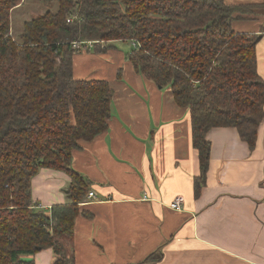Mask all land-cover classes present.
Instances as JSON below:
<instances>
[{
    "label": "trees",
    "instance_id": "trees-1",
    "mask_svg": "<svg viewBox=\"0 0 264 264\" xmlns=\"http://www.w3.org/2000/svg\"><path fill=\"white\" fill-rule=\"evenodd\" d=\"M37 1L48 8L26 19L14 36L12 11L21 0H0V264H35L33 256L45 248L56 254L55 264H75L74 223L81 212L88 214L81 203L91 199L94 182L72 166L73 151L108 129L114 88L107 79L75 78L74 54L89 40L100 51L118 40L137 42L128 53L136 70L168 87L189 111L201 164L194 180L198 196L207 180L212 127L236 126L256 147L264 120L259 35L232 25L255 5ZM42 167L70 175L64 190L69 202L49 209L34 203L32 178Z\"/></svg>",
    "mask_w": 264,
    "mask_h": 264
},
{
    "label": "crops",
    "instance_id": "crops-1",
    "mask_svg": "<svg viewBox=\"0 0 264 264\" xmlns=\"http://www.w3.org/2000/svg\"><path fill=\"white\" fill-rule=\"evenodd\" d=\"M225 2L255 5L232 25L259 35L264 78V0ZM108 48L93 43L72 60L75 78L107 79L114 88L108 129L73 151L72 166L94 182L95 194L74 223L75 264H264V120L254 149L236 126L207 132L210 165L196 196L201 164L188 109L122 49ZM70 180L66 171L42 167L32 178L34 203L49 209L69 202ZM180 195L183 208L169 206ZM33 258L55 264L56 254L45 248Z\"/></svg>",
    "mask_w": 264,
    "mask_h": 264
},
{
    "label": "rangeland",
    "instance_id": "rangeland-1",
    "mask_svg": "<svg viewBox=\"0 0 264 264\" xmlns=\"http://www.w3.org/2000/svg\"><path fill=\"white\" fill-rule=\"evenodd\" d=\"M47 8V6H44L37 0H21V3L18 4L17 7L12 11V26L14 36H17L21 31L22 23L26 19L31 18V15L33 14L45 12ZM56 8L57 4L54 5V9ZM132 46L133 42L131 43L128 40H118V42L114 43L113 46H109L108 49H122L128 58V53L131 51Z\"/></svg>",
    "mask_w": 264,
    "mask_h": 264
},
{
    "label": "built area",
    "instance_id": "built-area-1",
    "mask_svg": "<svg viewBox=\"0 0 264 264\" xmlns=\"http://www.w3.org/2000/svg\"><path fill=\"white\" fill-rule=\"evenodd\" d=\"M71 19H73L72 17L68 18V21H70ZM93 40H89V41H86L84 42L85 45H87L89 47V45H92L93 44ZM133 44L134 45H137V42L136 41H133ZM74 45L76 46H80L81 43H78V42H75ZM89 197L92 198L94 197V192L93 190H90L89 193H88ZM182 203H183V196L180 195V196H177L175 197L170 203H169V206H171L172 208L176 209V210H181L183 208L182 206ZM255 264V263H254Z\"/></svg>",
    "mask_w": 264,
    "mask_h": 264
}]
</instances>
